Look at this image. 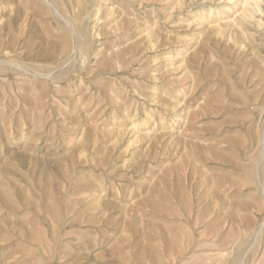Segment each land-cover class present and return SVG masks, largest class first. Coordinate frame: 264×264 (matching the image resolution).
Listing matches in <instances>:
<instances>
[{
  "label": "rangeland",
  "instance_id": "1",
  "mask_svg": "<svg viewBox=\"0 0 264 264\" xmlns=\"http://www.w3.org/2000/svg\"><path fill=\"white\" fill-rule=\"evenodd\" d=\"M199 11L0 0V264H264V43Z\"/></svg>",
  "mask_w": 264,
  "mask_h": 264
},
{
  "label": "bare ground",
  "instance_id": "2",
  "mask_svg": "<svg viewBox=\"0 0 264 264\" xmlns=\"http://www.w3.org/2000/svg\"><path fill=\"white\" fill-rule=\"evenodd\" d=\"M107 1V0H106ZM179 3V0H177ZM189 1V0H188ZM104 2V1H103ZM171 2V1H169ZM101 3V2H100ZM175 3V2H173ZM172 3V4H173ZM177 4V3H176ZM98 5V4H97ZM109 5V4H108ZM165 5V4H164ZM167 5V4H166ZM184 5V4H183ZM106 6V5H105ZM195 6L197 8L200 9L199 11V15L200 17H198V19L196 20V31L198 33H195V35H193L192 40L189 43H193V42H197L198 39H200V37L202 35H205V38H207L209 36V38L211 39V34L213 33V35L215 34L216 38H220L223 40H228L229 42H231L230 40H232L233 33H235V30L239 29L241 31V33L244 35L245 37V33L246 31H248L251 28H255L256 32L255 35L258 37V42L259 44L264 43V1L263 0H195ZM75 7V6H74ZM101 7V6H100ZM104 7V6H103ZM107 7V6H106ZM169 7V5H168ZM97 8V7H95ZM99 8V7H98ZM167 8V7H166ZM174 8V6H173ZM179 8V6L177 7V9ZM180 8H182V6H180ZM101 9V8H99ZM167 11V9H165ZM187 10V9H185ZM172 11V10H171ZM170 11V12H171ZM174 11V9H173ZM188 11V10H187ZM185 11V12H187ZM163 14L165 15V12L162 11ZM169 12V13H170ZM94 13V12H93ZM189 13V11L187 12ZM197 13V12H196ZM168 14V12H167ZM172 14V13H171ZM170 14V15H171ZM180 14V13H178ZM192 14V13H191ZM195 14V13H194ZM188 15V14H187ZM190 15V14H189ZM96 16V15H95ZM94 16V17H95ZM158 17V16H157ZM166 17V15H165ZM176 17H177V13H176ZM179 17V16H178ZM182 17V16H181ZM180 17V19H181ZM188 18H190V16H187ZM194 18V17H193ZM196 18V17H195ZM166 19V18H165ZM168 19V18H167ZM175 19V18H174ZM170 20V19H169ZM189 20V19H188ZM192 21V20H191ZM177 22V20H176ZM182 23V22H179ZM189 25H191V22H187ZM195 23V21H194ZM187 24V25H188ZM193 24V21H192ZM188 28V26H187ZM195 28V27H194ZM152 31V30H151ZM149 31V32H151ZM190 32V31H189ZM145 33V32H144ZM152 33V32H151ZM252 33V32H251ZM146 34V33H145ZM150 35V33L148 34ZM251 35V34H250ZM249 35V36H250ZM153 35L151 34L150 37H152ZM192 36V35H191ZM185 37V36H184ZM213 37V36H212ZM254 37V36H253ZM252 37V38H253ZM249 38V37H248ZM247 38V39H248ZM251 38V37H250ZM146 39V38H145ZM187 39V38H186ZM188 39H191L190 37ZM249 40V39H248ZM254 40V38H253ZM150 41V40H149ZM171 41V40H170ZM189 41V40H188ZM233 41V40H232ZM236 42H238V40L236 39ZM151 43V42H150ZM178 44V43H177ZM187 44V43H186ZM194 44V43H193ZM244 44V43H243ZM254 44V42H253ZM258 44V43H257ZM91 45V44H90ZM169 45V44H168ZM190 45V44H189ZM156 46V45H155ZM179 46V45H178ZM187 47V46H186ZM162 49V48H161ZM176 49V48H175ZM206 49V48H205ZM258 50V49H257ZM170 51V50H169ZM176 51V50H175ZM256 52V51H255ZM258 52V51H257ZM154 53V52H153ZM162 53V52H161ZM164 53V52H163ZM169 53V52H168ZM181 53H183V50H181ZM97 54V53H96ZM155 54V53H154ZM176 54V53H174ZM186 54V53H185ZM164 55V54H163ZM166 55V54H165ZM177 55V54H176ZM175 55V56H176ZM261 55V54H260ZM171 57V56H170ZM179 57V56H178ZM174 58V57H173ZM196 58V57H195ZM258 58V57H257ZM256 58V59H257ZM167 59V58H166ZM172 59V57H171ZM259 59V58H258ZM156 60V59H155ZM185 59H183L184 62ZM261 60V59H260ZM171 61V60H170ZM169 61V62H170ZM258 61V60H257ZM182 62V61H181ZM220 63V62H218ZM158 65V64H157ZM220 65V64H219ZM160 66V65H159ZM188 68V67H187ZM218 68V67H217ZM190 75V74H188ZM212 79V78H211ZM188 80V79H187ZM256 81V79H255ZM264 82V81H262ZM210 83V82H209ZM257 83V82H256ZM191 84V83H190ZM204 84V83H203ZM206 84V83H205ZM152 85V84H151ZM259 89V87H258ZM111 91V90H110ZM135 91V90H134ZM203 91V90H202ZM179 93V92H178ZM181 93V92H180ZM204 93V92H203ZM176 94V93H175ZM203 95V94H201ZM144 97V96H143ZM171 97V96H170ZM176 99H178L180 96L179 94L174 96ZM213 97V96H212ZM242 98V97H241ZM146 99V97H145ZM104 100V99H103ZM111 101V100H110ZM207 101V100H206ZM114 102V101H113ZM194 102V101H193ZM196 102V101H195ZM152 103V102H151ZM155 103V102H154ZM174 103V102H173ZM198 103V102H197ZM243 103V101H242ZM119 104V103H118ZM196 104V103H195ZM143 105V104H142ZM173 105V104H172ZM184 104L179 105L178 103L175 102V107H174V113L176 114L173 116L172 118V122H173V128L175 126H180V125H185L186 121L188 120V111L185 108H182ZM117 106V105H116ZM208 106V105H207ZM131 107V106H130ZM157 107V106H156ZM144 108V105H143ZM138 109V108H137ZM137 109H134L135 112L137 113ZM224 109V108H223ZM159 110V109H158ZM217 110V109H216ZM125 111V110H124ZM144 111V110H143ZM153 111V110H152ZM163 112H165L164 110H162ZM115 112V111H114ZM123 112V111H122ZM121 112V113H122ZM134 112V114H135ZM151 112V111H150ZM149 112V113H150ZM146 113V112H145ZM213 113V112H212ZM113 114V113H112ZM149 115V114H148ZM152 115V114H150ZM156 114H154L155 116ZM214 115V114H212ZM215 116V115H214ZM133 117V116H132ZM147 118V116H145ZM156 117V116H155ZM159 117V116H158ZM117 118V117H116ZM122 118V117H121ZM149 119V118H148ZM158 119V118H157ZM161 118H159L160 120ZM167 119V118H166ZM238 119V118H237ZM131 120V119H130ZM129 120V121H130ZM248 120V119H247ZM136 121V120H135ZM134 121V122H135ZM138 121V119H137ZM161 121V120H160ZM242 121V120H241ZM147 122V121H146ZM158 122V121H157ZM163 122V121H162ZM240 122V121H239ZM127 123V122H126ZM132 124V123H131ZM134 124V123H133ZM188 124V123H187ZM144 125V124H142ZM151 126V125H150ZM132 129L129 128V132H132L131 134H135L134 132H136V125H132ZM147 127V126H146ZM184 127V126H183ZM123 130V129H122ZM172 130V128L170 129ZM194 130V129H193ZM190 129V131H193ZM124 132V131H123ZM126 132V130H125ZM173 132V131H172ZM138 133V132H137ZM237 133V132H236ZM149 134V133H148ZM154 134V133H153ZM120 135V134H119ZM137 135V134H135ZM229 135V134H228ZM133 137V136H131ZM230 137V136H229ZM136 138V137H133ZM261 138V137H260ZM261 140V139H260ZM120 141V140H119ZM135 141V140H133ZM257 142V141H256ZM263 142V141H261ZM209 143V142H207ZM259 143V142H258ZM264 143V142H263ZM215 144V143H213ZM254 144V143H253ZM129 147V146H128ZM264 148V147H263ZM256 149V148H255ZM254 150V149H253ZM198 151V150H197ZM210 153V152H209ZM263 155V152H262ZM261 156V155H260ZM208 157V156H207ZM211 158V157H210ZM207 159V158H206ZM200 161V160H199ZM202 161V160H201ZM264 162V160H263ZM115 164V163H114ZM264 165V164H263ZM260 168V167H259ZM114 170V169H113ZM246 171V170H245ZM258 171V170H257ZM204 179V177H203ZM205 181V180H204ZM213 181V180H212ZM246 181V180H245ZM204 184V183H203ZM206 184V182H205ZM212 186V185H211ZM236 186V185H235ZM238 186V185H237ZM210 187V186H208ZM211 189V188H210ZM184 193V192H183ZM186 198V196H184ZM152 199L154 197H151ZM181 198V195H180ZM48 201V199H46ZM187 201V200H186ZM50 202V201H49ZM181 202V201H180ZM49 209V208H48ZM160 209V208H159ZM78 217V216H77ZM176 224V223H175ZM154 225V224H153ZM262 225V224H261ZM260 225V226H261ZM170 232V231H169ZM167 234V233H166ZM237 264V263H236Z\"/></svg>",
  "mask_w": 264,
  "mask_h": 264
}]
</instances>
